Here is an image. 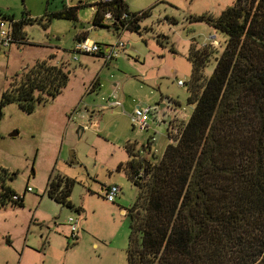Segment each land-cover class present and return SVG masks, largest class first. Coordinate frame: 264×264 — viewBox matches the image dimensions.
Wrapping results in <instances>:
<instances>
[{"label":"rangeland","instance_id":"rangeland-1","mask_svg":"<svg viewBox=\"0 0 264 264\" xmlns=\"http://www.w3.org/2000/svg\"><path fill=\"white\" fill-rule=\"evenodd\" d=\"M94 1L0 0V17L32 19L23 30L33 43H12L0 54V95L14 75L49 54L54 55L51 62L63 63L70 71L61 92L32 112L14 102L0 109V167L12 173L6 183L18 194L26 186L31 188L22 206L0 208V264H128L125 208L137 188L115 166L128 157L127 141H135L145 159L152 161V154H162L169 140L161 119L170 118L168 108L176 106L186 114L192 110L186 103L191 72L186 54L191 41L208 43L209 35H215L219 51L225 44V34L192 17L218 16L234 0H125L131 11L150 10L136 29L119 34L91 24ZM77 3L84 4L77 9L76 22L46 18L63 4ZM78 31H87L102 46L119 36L124 49L109 62L100 53L73 52ZM213 67L214 62H209L205 75ZM95 78L100 86L90 90ZM137 104L156 109V121L150 120L145 130L134 123L132 111ZM175 122L179 126L183 121ZM151 136L152 149L145 152L141 145ZM50 174L74 180L69 199L80 211L45 193ZM107 184L121 189L112 202L103 195ZM69 216L78 220L76 239L69 237Z\"/></svg>","mask_w":264,"mask_h":264},{"label":"trees","instance_id":"trees-1","mask_svg":"<svg viewBox=\"0 0 264 264\" xmlns=\"http://www.w3.org/2000/svg\"><path fill=\"white\" fill-rule=\"evenodd\" d=\"M83 4H63L46 18L76 22ZM90 5L91 24L115 34L136 29L150 10L131 11L125 0ZM192 20L225 34V44L219 51L191 41L186 54L191 64L188 118L181 127L172 126L174 133L166 129L169 141L161 155L152 154V161L140 156L135 141H127L128 157L115 166L137 188L125 208L127 263L264 264V0H234L218 16L199 14ZM31 21L24 16L17 20L18 44H33L23 30ZM53 58L49 54L14 75L1 92L0 109L14 102L29 113L53 100L70 73ZM211 61L207 76L204 68ZM96 85L93 81L89 89ZM11 176L0 167V208L23 205L27 190L18 194L6 183ZM73 182L50 174L45 193L80 211L69 199Z\"/></svg>","mask_w":264,"mask_h":264},{"label":"built area","instance_id":"built-area-1","mask_svg":"<svg viewBox=\"0 0 264 264\" xmlns=\"http://www.w3.org/2000/svg\"><path fill=\"white\" fill-rule=\"evenodd\" d=\"M110 14L107 13L106 16ZM18 19L9 18V17H0V54L5 53V48L9 47L12 43H18L19 39L17 38L16 27L15 24ZM204 44H212L217 45L218 41L215 38V35H209L208 43ZM120 49H124V42L117 37L116 41L107 46H102L94 40L84 38H75L73 41L72 51L73 52H81V53H101V55L105 58L106 61L115 58ZM179 85H183L184 82L182 80H178ZM91 85V84H90ZM89 85V88L91 87ZM116 104V103H112ZM156 109L150 105H140L137 104L132 111V116L134 119L135 126L140 130H145L148 128V123L150 120L156 121L154 115ZM170 118L167 122L162 118L161 121L164 122L166 129L171 128L174 133L176 129H174L172 124L169 122ZM154 140V137L151 136L146 144L148 145L149 151H151L152 146L151 142ZM154 153V151L152 152ZM26 190L30 191L31 188L26 186ZM104 198L108 201H114L116 196L120 193V187L116 184H107L102 188ZM66 225L69 229V237L75 238L78 232V220L76 217L69 216L66 221Z\"/></svg>","mask_w":264,"mask_h":264},{"label":"crops","instance_id":"crops-1","mask_svg":"<svg viewBox=\"0 0 264 264\" xmlns=\"http://www.w3.org/2000/svg\"><path fill=\"white\" fill-rule=\"evenodd\" d=\"M81 2V1H80ZM76 34H78L77 36L79 37V38H84V37H86V38H88V39H91V40H94V41H96L97 42V40L96 39H93V38H90L89 36H88V34H87V31H78ZM75 38H76V36H75ZM204 44V43H203ZM126 46H128L127 44H126ZM104 60H105V58H104ZM105 62H109V61H106L105 60ZM70 72V71H69ZM93 81H97V85L94 87V88H92V89H90V90H96V89H98L99 88V86H100V84H99V80H98V78H95V79H93ZM92 81V82H93ZM91 82V83H92ZM90 83V84H91ZM89 90V89H88ZM177 106L179 105L178 103L176 104ZM160 106L162 107L163 106V104H160ZM169 110H170V120H169V122H170V125L172 124V125H175L176 124V120H178L179 119V121L180 120H182V121H186V119L188 118V116H189V114H186L185 112H183V113H181V112H179L178 111V108L176 107V106H174V107H169L168 108ZM165 122H167V121H165ZM141 147L143 148V150H145V152H149V148H148V145L147 144H145V145H141ZM139 150H141V149H139ZM106 186V185H105ZM121 190V189H120ZM119 195V194H118Z\"/></svg>","mask_w":264,"mask_h":264},{"label":"water","instance_id":"water-1","mask_svg":"<svg viewBox=\"0 0 264 264\" xmlns=\"http://www.w3.org/2000/svg\"><path fill=\"white\" fill-rule=\"evenodd\" d=\"M16 133V131H13L12 132V134H15ZM73 161V157L71 156V157H69V162H72ZM145 163L147 162V160L146 161H144Z\"/></svg>","mask_w":264,"mask_h":264}]
</instances>
